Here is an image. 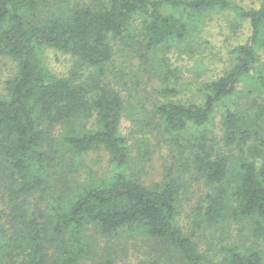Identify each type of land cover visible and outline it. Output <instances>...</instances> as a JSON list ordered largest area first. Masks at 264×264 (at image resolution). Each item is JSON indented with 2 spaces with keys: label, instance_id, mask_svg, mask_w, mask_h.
Instances as JSON below:
<instances>
[{
  "label": "trees",
  "instance_id": "1",
  "mask_svg": "<svg viewBox=\"0 0 264 264\" xmlns=\"http://www.w3.org/2000/svg\"><path fill=\"white\" fill-rule=\"evenodd\" d=\"M37 4L0 0V55L17 62L9 93L0 96V196L9 195L14 224L9 237L0 236L6 243L0 264H88V257L95 256L93 230L105 237L122 230L148 235L179 252L185 264H264L262 242L230 245L218 262L209 261L194 230L188 231L227 220L232 209L252 223L253 236L264 237V163L257 161L264 144V99L259 100L264 95V0L250 8L236 0H111L100 11L88 6L73 10L70 0H58L44 18L35 13ZM221 13L248 29L246 40L229 50L233 64L198 87L200 101H167L158 109L165 134H182L196 146V175L212 190L202 216L192 218L185 230L179 167L154 185L132 172V148L121 132L123 96L103 85L91 98L86 87L55 76L42 52L55 48L77 62L103 65L112 57L108 38L131 39L137 15L147 16L143 41L151 49L170 41L188 42L211 15ZM218 115L220 140L229 152L214 155ZM93 118L92 128L72 124ZM43 121L64 125L51 147ZM98 147L108 152L112 172L96 184L69 180L67 163L80 162L85 152ZM37 191L47 210H41ZM231 194L236 201L228 209Z\"/></svg>",
  "mask_w": 264,
  "mask_h": 264
},
{
  "label": "rangeland",
  "instance_id": "2",
  "mask_svg": "<svg viewBox=\"0 0 264 264\" xmlns=\"http://www.w3.org/2000/svg\"><path fill=\"white\" fill-rule=\"evenodd\" d=\"M37 1L35 13L38 12L39 18H44L57 8L58 0ZM70 1L73 10L88 6L100 11L108 7L111 0ZM236 1L246 8L260 4V0ZM146 19V15L136 16L131 27V39L109 36L112 57L103 65L94 66L81 62L82 65L72 54L55 48L43 51L42 60L55 76L86 87L91 98L103 85L123 96L126 105L121 118V132L132 148V172L144 183L154 185L162 182L172 169L179 167L182 177L179 196L180 222L186 230L190 228L192 218L198 219L202 216L200 212L204 211L208 202L207 194L212 190L203 177L196 175L198 169L193 162L196 146L191 140L183 138L182 134H165L159 105L167 101H200L198 87L222 75L233 64L234 58L229 50L235 44L246 40L248 29L244 22L229 13L213 14L207 19L202 31L188 42L170 41L147 49L143 41ZM16 73L17 62L12 57L0 55V96L8 95V81ZM163 88H171L173 92L164 94L161 92ZM263 99L264 95L259 97V100ZM77 123L78 126L83 124L86 128H92L94 118L90 122H80L78 119L72 124ZM220 125L218 115L214 134L216 145L212 149L214 155L229 152L220 140ZM41 126L50 147L64 133V125L52 126L43 121ZM262 128L264 134V124ZM146 137L149 138L148 141L143 139ZM262 149L263 153L257 155L258 164L264 163V144ZM1 152L0 148V162H4ZM50 153L56 157L55 153ZM237 153L241 151L238 150ZM65 170L69 180L96 184L112 172V165L106 149L98 147L85 152L80 162L76 160V163H67ZM40 194L37 191L35 197L41 210H47ZM8 198L7 193L0 196V236L5 234L9 237L14 224L12 205ZM227 200L226 207L230 209L236 200L232 194ZM234 214L231 209L227 220L205 223L201 227L195 225L188 230H194L195 241L209 261L218 262L230 245L244 242L250 244L253 240L264 245V237L253 236L252 223L241 215ZM92 234H95V256L88 257V264H106L107 261L112 264H145L155 260L160 264H185L179 252L171 251L169 245L165 246L148 235H132L127 230L108 237L98 235L94 230ZM5 244L0 242V260Z\"/></svg>",
  "mask_w": 264,
  "mask_h": 264
}]
</instances>
